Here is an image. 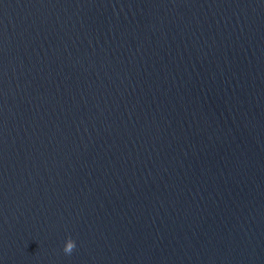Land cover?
Masks as SVG:
<instances>
[{
    "label": "water",
    "instance_id": "water-1",
    "mask_svg": "<svg viewBox=\"0 0 264 264\" xmlns=\"http://www.w3.org/2000/svg\"><path fill=\"white\" fill-rule=\"evenodd\" d=\"M0 264H264V0H0Z\"/></svg>",
    "mask_w": 264,
    "mask_h": 264
},
{
    "label": "clouds",
    "instance_id": "clouds-1",
    "mask_svg": "<svg viewBox=\"0 0 264 264\" xmlns=\"http://www.w3.org/2000/svg\"><path fill=\"white\" fill-rule=\"evenodd\" d=\"M75 241L71 238H65L63 245H62V251L65 254H70L72 250L75 248Z\"/></svg>",
    "mask_w": 264,
    "mask_h": 264
}]
</instances>
